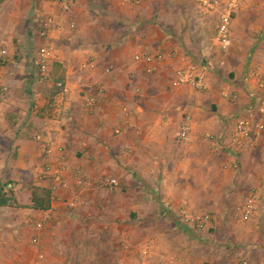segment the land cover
I'll return each instance as SVG.
<instances>
[{"label":"crops","instance_id":"crops-1","mask_svg":"<svg viewBox=\"0 0 264 264\" xmlns=\"http://www.w3.org/2000/svg\"><path fill=\"white\" fill-rule=\"evenodd\" d=\"M188 1L142 0L139 6L131 7L118 0H73L69 12L54 0H9L3 7L7 27L0 51L6 52L8 64L0 65V93L8 89L0 95V185L14 183L13 191L5 188L4 192L21 207H29L33 189L51 186L49 181L40 180L43 169L56 166L62 154L68 187L51 193L52 207L48 211L0 206V264H44L59 253L73 258L90 251L86 240L96 235L84 231L86 221L75 217L95 216L92 205L100 192L108 190L104 187L106 179L118 183L112 189V207L120 201L121 190L135 191L136 175L152 189H157L156 177L166 175L160 188L167 189V175L176 174L179 179L180 173H199L201 151L209 159L222 154L223 165L238 160L243 166L236 186L231 184L228 190L239 191L245 182L255 181L256 187L263 184L253 190L260 195L261 203L251 220L242 225L233 217H217L213 225L227 228L230 237L234 236L231 229L241 228V239L256 244L262 254L255 257L256 264H264V131L241 154H233L222 139L237 117L249 110L255 93L251 74L264 70V40L255 48L258 35L253 33L255 37L248 38L250 28L242 24L249 12H237L232 42L241 43L245 36L244 43L249 47L237 65L231 62L222 70L215 60L208 61L209 50L205 58L203 38L199 39V48L192 43L191 30H199L200 22L188 21L197 19L192 7L190 13L184 10ZM28 17L31 25L25 29ZM209 18L217 20L218 14ZM48 19L52 24L47 38L42 39L38 33ZM261 25L259 17L251 28L260 33ZM45 45L52 65H62L68 89L52 103L48 98L51 91L24 84L31 74L24 58L26 47L36 54ZM158 50L165 55L162 62L148 64L134 59L138 52ZM189 64H201L205 69L204 92L174 86L177 70ZM89 96L96 99L93 107L86 104ZM185 116L191 117L190 139L179 144L175 135ZM37 134H42L45 141L37 142ZM207 135L215 136L216 142ZM47 148L52 149V155L46 154ZM250 160L255 167L249 171ZM232 174V170L225 172L229 178ZM77 178L82 180L80 187L75 186ZM182 178L187 189V176ZM178 179L172 188L179 191ZM190 188L198 199L199 187ZM70 202L75 203L74 208L69 207ZM38 223L43 225L40 231L35 229ZM35 238L37 245L32 244ZM63 239L67 240L64 249L60 246ZM211 264L218 263L212 259Z\"/></svg>","mask_w":264,"mask_h":264},{"label":"rangeland","instance_id":"rangeland-1","mask_svg":"<svg viewBox=\"0 0 264 264\" xmlns=\"http://www.w3.org/2000/svg\"><path fill=\"white\" fill-rule=\"evenodd\" d=\"M7 2L0 6V41L3 40L7 27L6 20L2 16L3 7ZM262 2L261 4L259 1L243 0V5L238 10V12L241 10L249 12L242 18V24L250 28L246 33L248 38H254L253 33L258 35L255 48L264 40V25L260 26L261 29L258 28L260 33L254 32L251 28L254 23L256 25L259 17L262 18V24H264V0ZM191 7L196 11L197 19L188 21L200 22L198 24L199 30H191L190 34L194 47H201L199 39L203 38L205 41L203 53L207 54V51H210L209 57L207 56L208 61L215 60L214 63L217 62L222 70L224 66H229L231 62V64L237 65L239 59H243L247 54L249 47L244 43L245 36L241 37V43L236 42L234 44L231 42L228 48L222 47L215 39L218 19L203 15L193 0L187 2L184 10L190 13ZM254 12H258V15L253 14ZM7 24L9 26L13 25L11 22H7ZM30 25L31 19L28 17L24 21V28L28 29ZM41 31L42 26L38 34ZM19 45L18 40H16L15 46L18 55L20 54ZM42 47L38 48L36 54H31V50L27 46L24 57L27 59L26 63L30 67L29 70L31 69V74L24 84L26 86L31 83L40 90H43V87L47 84L48 89H51L52 80V77L43 78L38 71V56ZM1 54H4V56H1ZM5 57L6 52L0 51V65L8 64ZM30 57H33V60ZM198 65L202 66L201 64ZM1 89L3 88L1 87ZM6 89L8 88L6 87ZM41 114L39 116L42 119L44 116ZM230 131L231 129L228 130V133ZM209 136L212 135H207V139L211 141L215 139L214 142H216L217 138L215 136L213 139ZM199 159L200 172L186 175L187 182H189L187 189L183 188L185 182L182 178V176L184 178L186 176L180 173L179 179L176 174L167 175L169 177V188L167 189L160 188V184L165 180L166 175L156 177L157 189H152L149 184L136 175L134 179L138 186L134 189L135 191L121 190L119 194L122 195L120 201L115 202L112 207H110V204L115 201V191L107 188L108 190L100 192L92 205L96 210L95 216L78 217V214L75 217L86 221L84 231L94 232L96 235L95 239L86 240L88 245L86 241L84 242L90 251L85 250L84 253H77L76 257L73 258L59 253L56 258H51L44 264H211L212 259L216 260L218 264H256L255 257L257 255L261 257L262 254L258 253L259 249H257L256 244H246L243 241L244 239H241L238 235L241 228L231 229L234 236L230 237L228 231H226L227 228L222 226V228L216 229L213 224L217 217H233L238 222L237 224L240 222L242 225L243 222H247L241 220V209L248 195L254 189L262 188L263 184L259 188L255 186V181L250 184L245 182V186L240 188L239 191L228 190L229 185L236 186L241 175L240 172L243 166L240 165L238 160L230 165H223L221 161L223 159L222 154L216 156L215 159H209L205 157L203 151H201ZM248 167L250 171L255 165L253 163L252 166L251 162ZM227 170L234 172L231 178L225 176ZM177 179L181 185L179 191L172 188ZM192 185L199 187L198 199L192 195V192L195 194V191L190 188ZM5 187L6 184L0 185V192L5 193ZM231 192L232 195H230ZM132 202L135 203L134 206ZM98 203L101 205L98 206ZM88 207H90V204ZM182 211L191 214H207L211 217V223L199 230L188 228L181 223L180 214ZM75 212L74 214H76ZM218 232L220 234L215 236V233ZM64 241L67 240H61L62 244L60 246L64 245ZM145 249H147L146 254H144Z\"/></svg>","mask_w":264,"mask_h":264},{"label":"built area","instance_id":"built-area-1","mask_svg":"<svg viewBox=\"0 0 264 264\" xmlns=\"http://www.w3.org/2000/svg\"><path fill=\"white\" fill-rule=\"evenodd\" d=\"M65 12H69L73 0H54ZM123 5H128L131 7L139 6L142 0H118ZM195 5L198 7L200 12L207 16L218 14V22L216 26V42L224 48H228L232 42V27L234 22V17L240 7L243 5V0H193ZM52 24L51 19L43 25L42 31L40 32V37L46 39L48 35V30ZM1 56H4V54ZM134 59L136 62L143 63H158L165 59V55L161 51H142L138 52ZM38 71L43 78H50L52 71L51 54L48 47L45 45L40 49L38 56ZM251 78L254 80L255 93L251 96V105L246 114L237 117L234 127L230 133H224L223 141L227 142L226 148H228L233 154H241L248 149H250L255 140L264 131V70H255L251 74ZM58 87L62 88V94L68 93V89L65 84L58 83ZM175 87L190 86L197 92H204L207 89L205 69L198 64H189L177 70L175 80ZM98 91H101L97 87ZM7 89L1 90L0 95L4 96ZM231 99H235L236 96L230 95ZM96 103V99L93 96L86 98V104L89 107H93ZM191 133V117L185 116L182 123L176 132L175 138L179 144H185L190 139ZM116 134H119L117 131ZM213 139L214 136H209ZM227 139V140H226ZM37 142H44V137L42 134H37L35 136ZM61 151V150H60ZM46 154L48 156L52 155V149L47 148ZM65 172V158L61 154L56 159V166L48 165L43 169L40 180L42 182L49 181L51 186L48 190L55 192L59 188H67L68 185L64 179ZM82 185V180L77 178L75 182L76 187ZM118 185L115 179H106L104 181V187L112 190ZM14 183H9L6 185L7 191H13L15 189ZM53 200V199H52ZM261 203V197L256 191H252L246 198L245 204L241 209V220L249 221L258 212L259 205ZM69 207L74 208L75 203L70 202ZM181 223L188 228L192 229H202L211 223V217L207 214H191L187 211H182L180 214ZM43 228L41 223L35 225V229L40 231ZM32 244L37 245L38 239L32 240ZM147 253L145 249L144 254ZM247 264V263H244Z\"/></svg>","mask_w":264,"mask_h":264},{"label":"trees","instance_id":"trees-1","mask_svg":"<svg viewBox=\"0 0 264 264\" xmlns=\"http://www.w3.org/2000/svg\"><path fill=\"white\" fill-rule=\"evenodd\" d=\"M8 0H0V6L5 4ZM51 89H48V84L43 88L44 91H51L49 103H52L54 97L62 94V88L58 87L57 84H64L65 74L62 65L55 63L52 65L51 71ZM0 206L17 207V208H30L38 211H48L52 207V194L51 191L44 188H35L32 190L31 205L29 207H21L18 205L11 195L0 192Z\"/></svg>","mask_w":264,"mask_h":264}]
</instances>
